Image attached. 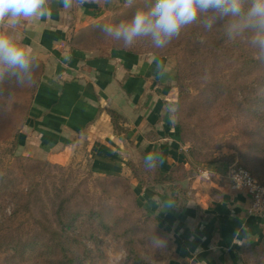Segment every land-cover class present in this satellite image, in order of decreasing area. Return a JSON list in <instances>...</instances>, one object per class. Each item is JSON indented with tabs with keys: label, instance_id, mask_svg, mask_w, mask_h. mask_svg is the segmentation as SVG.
Here are the masks:
<instances>
[{
	"label": "rangeland",
	"instance_id": "obj_1",
	"mask_svg": "<svg viewBox=\"0 0 264 264\" xmlns=\"http://www.w3.org/2000/svg\"><path fill=\"white\" fill-rule=\"evenodd\" d=\"M146 3L110 0L78 43L95 52L125 49L167 58L176 77L174 124L182 125L180 144L191 166L172 169L169 192L181 202L188 196L181 182L196 175L202 183L232 185L229 172L238 168L264 181V64H256L247 45L199 25L182 29L163 48L147 38L126 46L101 31ZM38 73L35 66L23 87L11 73L0 79V264H169L173 235L157 230L137 204L138 186L156 192L158 171L130 162L131 175L110 177L96 174L87 156L56 163L27 155L20 138ZM153 237L164 245L156 248ZM240 258L264 264V243L245 244Z\"/></svg>",
	"mask_w": 264,
	"mask_h": 264
},
{
	"label": "crops",
	"instance_id": "obj_2",
	"mask_svg": "<svg viewBox=\"0 0 264 264\" xmlns=\"http://www.w3.org/2000/svg\"><path fill=\"white\" fill-rule=\"evenodd\" d=\"M109 1L86 0L70 9L52 2L47 17L13 30L40 66L20 138L27 155L56 163L87 156L96 174L113 177L131 175L129 163H144L150 152L163 154L164 174L180 164L190 169L169 110L176 77L167 58L95 52L78 43ZM194 178L181 182L188 194L181 202L169 192L171 181L155 184L156 192L136 188L139 205L173 235L169 264H242L245 244L264 243V216L249 215L250 195L228 180ZM166 201L173 206L165 208Z\"/></svg>",
	"mask_w": 264,
	"mask_h": 264
},
{
	"label": "clouds",
	"instance_id": "obj_3",
	"mask_svg": "<svg viewBox=\"0 0 264 264\" xmlns=\"http://www.w3.org/2000/svg\"><path fill=\"white\" fill-rule=\"evenodd\" d=\"M52 2L70 9L74 3L83 4L86 0H0V27L9 29L0 31V79L11 73L17 86L31 83L34 58L26 45L17 42L13 30L22 21L47 17ZM125 2L132 6L134 0ZM190 25H199L205 32L222 31L228 41L247 45L254 58L264 64V0H147L146 6L138 8L130 19L102 25L101 31L126 46L138 38H147L154 47L163 48ZM169 110L175 112V108ZM161 163L160 152H150L144 158L148 170ZM164 205L171 207L173 203L166 201ZM152 243L156 248L164 245L157 237L152 238Z\"/></svg>",
	"mask_w": 264,
	"mask_h": 264
},
{
	"label": "built area",
	"instance_id": "obj_4",
	"mask_svg": "<svg viewBox=\"0 0 264 264\" xmlns=\"http://www.w3.org/2000/svg\"><path fill=\"white\" fill-rule=\"evenodd\" d=\"M229 177L234 189L250 195L248 213L256 217L264 216V184L243 168L232 169Z\"/></svg>",
	"mask_w": 264,
	"mask_h": 264
},
{
	"label": "trees",
	"instance_id": "obj_5",
	"mask_svg": "<svg viewBox=\"0 0 264 264\" xmlns=\"http://www.w3.org/2000/svg\"><path fill=\"white\" fill-rule=\"evenodd\" d=\"M122 50H125V49H122ZM128 51V50H127ZM129 52H131V51H129ZM255 61H256V64H260V62L259 61H257L256 59H254ZM35 66H37V67H39V71H40V66L38 65V64H34ZM38 77H39V73H38ZM34 92V91H33ZM33 94V93H32ZM31 100H32V95H31ZM177 126V129H178V136H179V140L182 142L183 140V129H182V125L181 124H178V125H176ZM31 161H35V160H31ZM36 162V161H35ZM132 166V169H133V172H136V166L135 165H131ZM144 167H145V165H144ZM155 171H158V173L160 174V176H162V178H160V176L158 177V175H156L157 176V181L156 182H165L166 180L167 181H170L171 180V177H170V175L171 174H164L163 173V171L161 170V168H160V165L158 164L155 168ZM152 170V169H151ZM171 173H172V171H171ZM252 174V173H251ZM253 175V174H252ZM254 176V175H253ZM110 177H113V176H110ZM255 177V176H254ZM260 181V180H259ZM262 184H264V181H260ZM137 204H138V206H139V203L137 202ZM147 212H146V216H147V220H150V221H152V222H156V226H157V230H161V229H163L168 235H169V231L163 226V224H162V221L158 218V217H156V215L154 214V213H152V211L151 210H149V209H145ZM155 217V218H154ZM155 220V221H154ZM138 259V258H137Z\"/></svg>",
	"mask_w": 264,
	"mask_h": 264
}]
</instances>
